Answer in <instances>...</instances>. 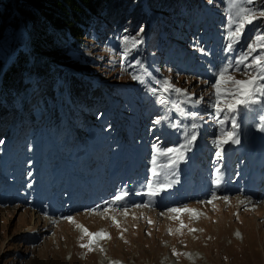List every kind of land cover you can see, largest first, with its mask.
<instances>
[{
	"label": "rangeland",
	"instance_id": "374dc122",
	"mask_svg": "<svg viewBox=\"0 0 264 264\" xmlns=\"http://www.w3.org/2000/svg\"><path fill=\"white\" fill-rule=\"evenodd\" d=\"M199 2L203 16L202 12H188L178 6L175 19H182V24L174 25L176 32L173 34L166 33L160 22L161 15L170 19L167 9H144L151 26L148 33L147 25L131 20L137 19V12L129 6L113 18L114 25L107 37L103 36V28H93L66 52L41 45L31 46L28 29L33 34L41 33L40 18L22 4L15 8L19 16L26 14L27 22L16 29L8 28L0 38L1 70L21 49L27 58L20 70L23 88L17 95L9 92L10 101L0 95V108L3 106L8 111L0 126V264H264V224H260L259 232L254 230L250 234L252 238L237 229L244 208L257 213L260 203L240 206L232 205L229 200L231 195H240L241 188L245 192L248 188L253 195L261 193L259 186L264 170L261 177L252 176L255 164L243 157L246 155L243 153L246 138L260 136L264 139V132L256 129L264 121V112L259 111L257 105L252 106V111L236 114V135L241 145L234 162H226L235 147L230 145V150L227 149L229 143L223 145L219 156L216 155L213 140L220 135L221 126L212 109L207 111L213 115L205 114L204 120L199 121L200 128L196 129L198 141L203 136L208 138L199 164L214 159L216 177L239 170L234 174L238 177L236 184L233 179H226L223 184V187L237 190L223 194L227 191H217V197L214 195L209 199L211 203L209 197L196 196L174 206L167 203L164 208L153 204L145 206L147 202L95 209L87 205L108 189L120 194L129 179L126 168L129 163L134 164L135 159L141 158L151 169L154 144L167 147L183 142L182 129H174L171 124L179 121L181 125H188L191 121L181 117L171 103H159L148 91L156 87L155 80H168L174 87L186 90L193 99L203 97L206 101L208 93L213 91L205 81L215 82L213 71L228 56L223 51L227 0ZM254 6L264 10V0H255ZM257 29L264 31V17L245 26L240 43L236 45L237 51L247 48ZM137 33L136 47L130 55L123 57V38ZM159 37L163 39L160 42ZM137 60L143 67L138 65L122 70ZM33 65L68 69L91 80L92 87L97 85L105 93L106 104L79 107L74 119L60 108L65 126L57 137L55 131L45 129L47 114L39 99L42 79L40 74L36 77ZM133 75L142 79L133 80ZM233 75L244 79L240 74ZM56 77L60 83L58 73ZM106 86L112 92L106 91ZM54 91L58 105L62 89L56 87ZM167 98L177 102L180 99L174 94ZM27 103L29 109L24 110L23 105ZM181 107L204 114L206 104L195 107L181 104ZM20 116L25 122L17 134ZM30 120L39 127L36 137L29 133L31 128L27 122ZM223 127L231 131L230 123ZM17 135L22 140L18 146L11 145ZM189 152L193 155L194 149ZM120 161L128 164L119 173H112L110 165ZM181 167L182 162L173 170L174 174L166 173L170 183L179 178ZM213 190L210 187L203 193L209 194ZM262 196L248 198L260 200ZM173 207L195 211L173 213L168 210ZM246 215L253 217L254 213ZM257 222L262 223L261 218L256 219ZM219 223L228 227L231 235L216 230ZM96 233L102 235H93Z\"/></svg>",
	"mask_w": 264,
	"mask_h": 264
},
{
	"label": "trees",
	"instance_id": "16d2710c",
	"mask_svg": "<svg viewBox=\"0 0 264 264\" xmlns=\"http://www.w3.org/2000/svg\"><path fill=\"white\" fill-rule=\"evenodd\" d=\"M168 3V6H167ZM2 8L0 9V38L8 28L16 29L21 23L23 26L27 22L26 14L19 16L15 8L22 4L32 11H35L40 18L41 33H35L28 29V41L31 46H45L50 49H56L61 52H66L72 45L77 44L82 38L91 33V29H104L103 36L112 31L114 23L113 18L121 11L128 10L132 6V10L137 12L136 22L141 21L146 26V32L149 33L150 23L146 20L144 9L165 11L167 9L170 14V19L166 15L160 16V22L166 33L173 34L176 32L175 24L181 25L182 19H175L178 6L183 7L188 12L195 10L202 12V5L199 0H0ZM179 4V5H178ZM148 36V35H147ZM146 36V38H147ZM163 39L159 37L158 41ZM26 54L21 49L11 62L2 68L0 61V95L10 101V93L18 94L23 88V81L20 70L23 68ZM30 62H32L30 60ZM34 71L40 74L42 79V92L40 93L41 106L45 109L46 122L45 129L48 132H56V136L65 126L63 117L59 109L72 119L78 115V109L82 106L93 105L94 103L106 104L107 97L97 85H92L91 80L84 79L81 75L71 72L68 69H54L49 65H33ZM57 73L61 77V82L57 83ZM62 89V97L60 104L56 105V95L54 88ZM41 88V87H39ZM106 91L112 92L110 87L106 86ZM51 102V106L49 105ZM23 109H29V104H24ZM7 109L3 106L0 108V126L2 119L6 117ZM31 116V115H30ZM18 119V117H17ZM25 121L20 116L17 126V134L22 131ZM30 125L32 136L36 137L39 132V127L32 123V120L27 122ZM20 140L19 135L11 145L18 146ZM5 144V143H4Z\"/></svg>",
	"mask_w": 264,
	"mask_h": 264
},
{
	"label": "snow or ice",
	"instance_id": "6c2138e0",
	"mask_svg": "<svg viewBox=\"0 0 264 264\" xmlns=\"http://www.w3.org/2000/svg\"><path fill=\"white\" fill-rule=\"evenodd\" d=\"M254 5L255 0H227L226 45L223 51L228 56L226 61L213 71L215 82L205 81L213 89L208 93L206 101L203 97L193 99V96L186 90L174 87L168 80H155L156 87L148 89L153 96H156L159 103H171L180 116L190 120L191 123L181 125L179 121H176L171 124L174 129H182V143L167 147L160 144L152 146L151 175L147 179V190L143 193H136L150 198L145 206H151V198L159 196L161 191L171 187L170 182H162L160 178L166 173L174 174L173 170L186 158V153L191 151L193 143L197 140L196 129L200 127L199 121L204 120L205 114L212 116L214 112L216 122L221 126L220 135L213 140V144L217 148L216 155L219 156L223 151L224 144L239 143L236 135V128L238 127L236 114L238 112L252 111L253 105H257L258 110L264 112V31L257 29L254 39L248 43L247 48L236 50V45L240 43L245 31V26L252 24L254 20L260 17H264V10ZM138 37L139 33L136 36L123 38V57L131 54L138 43ZM233 53L236 54L233 55ZM254 53L258 54L253 55ZM138 65L143 67L137 60L129 63L127 67H123L122 70L127 71L129 67L134 68ZM233 73L244 76V79H237ZM132 79L142 78L133 75ZM169 94L179 97V101H169L167 98ZM181 104H189L193 107L206 104V109L204 114H201L200 111H188L181 107ZM207 109H212L213 112H208ZM154 123H159V121H154ZM226 123L231 124V131H227L223 127ZM258 130L264 132V121L261 122ZM216 173L219 174V169L216 170ZM214 183L218 184L219 181L216 180ZM128 195L127 191H122L112 201L106 203L116 204ZM168 210L173 213L195 211L177 207ZM68 219L71 220L72 218L69 217ZM93 235L101 236L102 233Z\"/></svg>",
	"mask_w": 264,
	"mask_h": 264
},
{
	"label": "bare ground",
	"instance_id": "6f19581e",
	"mask_svg": "<svg viewBox=\"0 0 264 264\" xmlns=\"http://www.w3.org/2000/svg\"><path fill=\"white\" fill-rule=\"evenodd\" d=\"M157 106H155V108H156ZM157 112V111H156ZM252 119V118H251ZM200 128V127H199ZM198 128V129H199ZM202 128L204 129V127L202 126ZM259 128V126H256V129H258ZM197 129V130H198ZM258 131V130H257ZM203 132V131H202ZM256 132V131H255ZM197 134V133H196ZM207 139L208 138H205L204 136L203 137H201V140L200 141H198V140H196L194 143H193V145H192V147H191V150L192 149H194V152H193V155L191 156V157H188L187 159V161H186V166H185V168L186 169H189L194 163H195V158H197L198 156L200 157H203V155H204V150H205V147H207V145H208V142H207ZM240 140V139H239ZM243 143H245L244 145V147H246L248 150L247 151H244L243 153H248V154H250V155H255V156H258V157H263L264 156V139L263 138H261L260 136H258V137H254V138H251V139H249V138H246L245 139V141L243 142ZM230 145H234L235 147H233V149H235L234 151H237V148L238 147H240V145L241 144H238V143H236V144H232V143H229L228 145H227V149H229V146ZM245 148V149H246ZM230 150V149H229ZM231 151H233L232 149H231ZM242 151V150H241ZM240 159V158H239ZM199 161V160H198ZM247 162V161H246ZM240 164V163H239ZM240 167H242V166H240ZM239 167V168H240ZM236 176V175H235ZM120 184V183H119ZM118 184V185H119ZM114 186V185H113ZM214 189V188H213ZM109 190V189H108ZM112 190H114V189H112ZM241 194L239 195V194H237V195H235L236 197H234V196H232L231 195V197L230 196H226V197H230V203H232V205L233 204H236V205H240L241 206V204H244V205H247V204H249V203H254V202H257V203H260V207L258 208V210H256L257 211V213H255V212H251V211H246V210H248L247 208H244V210H243V216H241V217H239V219H240V223H241V225L238 227L237 226V229L241 232V233H243L242 232V230L244 231V233H247V236H248V234H249V237L250 238H252L251 237V233L255 230V231H257V232H259V228H260V224L261 225H263L264 224V197H262L260 200H257V199H252V198H248L247 196H246V193H245V191L244 190H241ZM211 193V192H210ZM205 194V193H204ZM208 194V193H207ZM215 196H216V194H214ZM214 195H212V196H210L209 198H208V200L211 198V197H214ZM220 195V194H219ZM217 197V196H216ZM225 198V197H224ZM223 200H225V199H223ZM209 201H211V200H209ZM215 201V200H214ZM213 201V202H214ZM203 202H204V200H203ZM205 203H208L207 202V200H206V202ZM218 204H219V202H217ZM203 204V203H202ZM222 205H224V203H221ZM209 205V204H208ZM243 205V206H244ZM258 206V205H257ZM206 209V208H205ZM208 209H209V207H208ZM260 209V210H259ZM210 210V209H209ZM163 211V210H162ZM259 211V212H258ZM114 212V211H113ZM109 213V212H108ZM164 213V212H163ZM254 213V216L253 217H248L246 214H253ZM255 214H257V216L258 217H256L255 216ZM167 215V214H166ZM205 215V214H204ZM163 216V215H162ZM203 216V215H202ZM134 218H135V216H134ZM163 218V217H162ZM167 218V217H166ZM219 220H221L222 219V214L219 216ZM223 218L224 219H226L225 218V216H223ZM258 219V218H261V221H262V223H256V219ZM169 219V218H168ZM208 219V218H207ZM131 220V219H130ZM113 221H115V220H113ZM197 221V220H196ZM204 221V220H203ZM202 221V222H203ZM116 222V221H115ZM157 222V221H156ZM168 222V221H167ZM166 222V223H167ZM170 222V221H169ZM110 223V222H109ZM134 223V222H133ZM136 223H137V221H136ZM159 223V222H158ZM112 224V223H111ZM135 224V223H134ZM133 224V225H134ZM152 224V223H151ZM116 225V224H115ZM204 225V224H203ZM226 225V224H225ZM151 226V225H150ZM157 226V225H156ZM159 226V225H158ZM158 226H157V228H158ZM172 226V225H171ZM229 226H230V220H229ZM161 227V226H160ZM159 227V228H160ZM167 227V226H166ZM197 227V226H196ZM195 227V228H196ZM217 228H216V230H218V231H222V233H224V234H229L230 233V230H229V228L228 227H226V226H221V224L219 223L218 224V226H216ZM132 228V227H131ZM153 228V227H152ZM165 229V228H164ZM169 229V228H168ZM159 231V230H158ZM157 231V232H158ZM176 231V230H175ZM153 232H155V231H153ZM168 232V231H167ZM264 232V231H263ZM55 233V232H54ZM156 233V232H155ZM164 233V232H163ZM171 233H172V231H171ZM162 234V233H161ZM223 234V235H224ZM127 235V234H126ZM229 235H231V233L229 234ZM176 236V235H175ZM161 237V236H160ZM170 237H171V234H170ZM191 237V236H190ZM198 238V237H197ZM202 238V237H201ZM228 238V237H227ZM192 239V238H191ZM199 239V238H198ZM203 239H204V237H203ZM220 239V238H219ZM229 239V238H228ZM249 239V238H248ZM247 239V240H248ZM193 240H195V239H193ZM200 240V239H199ZM246 240V238L243 240L242 239V241L241 242H244ZM190 241V240H189ZM259 243V242H258ZM260 244V243H259ZM199 248V247H198Z\"/></svg>",
	"mask_w": 264,
	"mask_h": 264
}]
</instances>
